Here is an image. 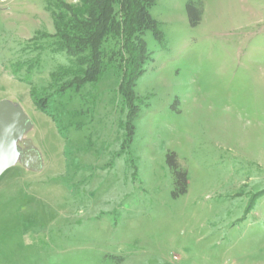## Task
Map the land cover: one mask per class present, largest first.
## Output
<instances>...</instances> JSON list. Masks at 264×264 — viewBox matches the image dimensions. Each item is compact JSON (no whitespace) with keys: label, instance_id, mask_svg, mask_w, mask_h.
I'll return each instance as SVG.
<instances>
[{"label":"rangeland","instance_id":"1","mask_svg":"<svg viewBox=\"0 0 264 264\" xmlns=\"http://www.w3.org/2000/svg\"><path fill=\"white\" fill-rule=\"evenodd\" d=\"M144 1L157 35L130 89L106 65L41 111L29 83L69 58L15 71L53 22L47 0H0V101L40 161L0 175V264H264V0H203L196 27L186 0Z\"/></svg>","mask_w":264,"mask_h":264},{"label":"trees","instance_id":"2","mask_svg":"<svg viewBox=\"0 0 264 264\" xmlns=\"http://www.w3.org/2000/svg\"><path fill=\"white\" fill-rule=\"evenodd\" d=\"M78 1L74 7L61 0H47L45 7L52 18L53 33H37L27 43V53L34 54L33 57L13 64L15 71L24 70L26 77H30L39 69L46 50L69 58L68 64L49 72L46 84L29 83L32 103L41 111H46L52 96L78 91L97 81L106 65H114L121 78L119 86L124 84L126 90L130 89V78H135L145 59L144 34L151 31L157 35L144 0ZM185 11L189 26L196 27L202 17L203 0H186ZM167 162L173 169V197L185 194L187 173L179 169L174 155H169Z\"/></svg>","mask_w":264,"mask_h":264},{"label":"water","instance_id":"3","mask_svg":"<svg viewBox=\"0 0 264 264\" xmlns=\"http://www.w3.org/2000/svg\"><path fill=\"white\" fill-rule=\"evenodd\" d=\"M25 123L27 116L20 106L0 101V175L14 166L18 159L30 170L40 168L36 152L26 147L25 141L21 148L17 145V134L24 131Z\"/></svg>","mask_w":264,"mask_h":264}]
</instances>
